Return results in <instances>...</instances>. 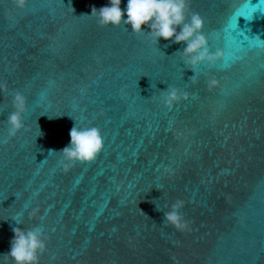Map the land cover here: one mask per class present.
<instances>
[{"label":"water","instance_id":"water-1","mask_svg":"<svg viewBox=\"0 0 264 264\" xmlns=\"http://www.w3.org/2000/svg\"><path fill=\"white\" fill-rule=\"evenodd\" d=\"M107 2L0 0V254L18 226L42 230L38 264H264V0H187L221 53L195 68L183 43L82 15ZM167 87L187 99L165 107ZM75 122L103 147L65 168L49 149ZM178 200L182 228L155 209Z\"/></svg>","mask_w":264,"mask_h":264},{"label":"clouds","instance_id":"clouds-1","mask_svg":"<svg viewBox=\"0 0 264 264\" xmlns=\"http://www.w3.org/2000/svg\"><path fill=\"white\" fill-rule=\"evenodd\" d=\"M122 0H108L99 8L92 6L90 14L98 19L102 26H130L134 33L146 32L158 43L160 39L183 43L182 50L185 63L195 68L203 62L215 61L221 53L210 52L207 47L206 37L202 32L203 20L197 13H193L190 19H186L185 11L187 0H126L124 8H121ZM26 0H17V6L25 7ZM216 83L209 81V87ZM188 93L175 87H167L162 90L161 102L167 108H171L180 99H187ZM15 111L7 117L9 135L23 127V112L25 111V98L17 92L13 97ZM43 134V133H42ZM69 143L60 150H52L62 153L66 161L65 168L76 162L85 163L93 160L103 147V138L100 130L93 127H78L76 122L69 130ZM182 201H176L168 211H163L155 205L157 211L163 212V219L177 228H182L185 222L179 213ZM142 210V209H141ZM143 211V210H142ZM16 225H21L18 219H12ZM13 236L9 250L0 255L11 258L13 264H38L39 253L45 248V237L42 230L34 227L28 230L14 226Z\"/></svg>","mask_w":264,"mask_h":264}]
</instances>
